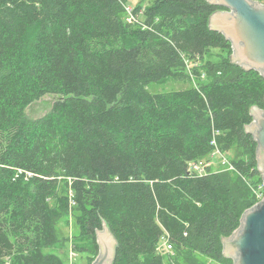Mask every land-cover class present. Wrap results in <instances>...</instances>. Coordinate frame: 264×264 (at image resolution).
I'll use <instances>...</instances> for the list:
<instances>
[{"label": "trees", "instance_id": "trees-1", "mask_svg": "<svg viewBox=\"0 0 264 264\" xmlns=\"http://www.w3.org/2000/svg\"><path fill=\"white\" fill-rule=\"evenodd\" d=\"M126 2L0 0V264H70L54 250L69 215L87 264L104 222L114 264H233L222 239L262 181L247 125L264 108V77L232 62L231 42L209 26L224 7L140 0L142 27L126 20ZM47 94L57 95L50 111L30 118ZM215 149L235 150V170L189 169Z\"/></svg>", "mask_w": 264, "mask_h": 264}, {"label": "water", "instance_id": "water-1", "mask_svg": "<svg viewBox=\"0 0 264 264\" xmlns=\"http://www.w3.org/2000/svg\"><path fill=\"white\" fill-rule=\"evenodd\" d=\"M218 9L209 17L211 29L232 44V62L245 70L261 71L264 77V4L258 0H208ZM253 122L247 131L257 141L258 171L264 184V108L253 106ZM99 254L92 264H114L118 241L106 222L97 231ZM223 254L234 264H264V196L247 209L240 228L223 237Z\"/></svg>", "mask_w": 264, "mask_h": 264}, {"label": "rangeland", "instance_id": "rangeland-1", "mask_svg": "<svg viewBox=\"0 0 264 264\" xmlns=\"http://www.w3.org/2000/svg\"><path fill=\"white\" fill-rule=\"evenodd\" d=\"M140 0H127L125 5L131 6L132 8H136ZM126 10V9H125ZM136 10V9H135ZM143 7L138 10L139 12V19L143 21L142 15H143ZM125 16H127V10L125 11ZM138 15V14H137ZM126 18V17H125ZM221 53L219 49H213L209 55V57L213 60L218 59V55ZM206 75L205 73L202 74V79H205ZM198 85L199 80L195 79L194 77L191 79V81L188 82H182V81H175L172 79H167L164 81L160 82H152L149 86L150 90L153 92L157 91H168L172 89H180L184 87H188L189 85ZM57 95L55 94H47L41 97L39 100H36L32 104H30L27 107V115L30 118H37L48 111L52 108L53 102L56 100ZM235 155V150L227 151L224 153V157L227 159H231L232 156ZM205 160V159H204ZM211 161V169L215 171H233L235 169H232L230 165H227L223 163V157L219 155L218 153H214L213 155H210L206 158V161ZM203 166V162L200 164ZM256 198L258 193H262L264 190V187L262 185V181L255 183L254 185H251ZM58 231H59V237L61 240V245L59 247L54 248V250L57 251L66 261H68L70 264L78 263V264H87L89 262V254L88 253H82L78 254V252L75 249V244L76 242H79V226L77 224L76 218L74 216H70L63 218L59 223H58ZM173 249H170L169 251H162L164 253H169ZM200 259L205 261L207 264H225L222 262H217L214 259L207 258L200 256ZM234 264V262L232 261ZM180 264H181V259H180ZM182 264H185L184 262Z\"/></svg>", "mask_w": 264, "mask_h": 264}, {"label": "built area", "instance_id": "built-area-1", "mask_svg": "<svg viewBox=\"0 0 264 264\" xmlns=\"http://www.w3.org/2000/svg\"><path fill=\"white\" fill-rule=\"evenodd\" d=\"M258 1L261 2L262 4H264V0H258ZM125 9L127 10V16H126L127 21L132 22V23H139L142 27H147V25L140 20L141 18L139 19L140 16H139L138 11H136L134 8H132L131 6H128V5H125ZM214 153H218L219 155H221L223 157V163L230 165V167L232 169H235V166H234L233 162L231 161V159H227L224 157L225 152H222L219 149H215L213 151V154ZM213 154H211V155H213ZM202 162H203V166L200 165L201 162H191L189 169L191 171H198L201 174L204 173L206 171V167L211 166V161H208V160L206 161V159H205ZM262 185L264 187L263 182H262ZM256 194H257V201H259L264 196V190L262 191V193H258L256 191ZM172 248H173L172 245L166 239H163L162 242L160 243L159 247H158V250L160 252H162V251H169Z\"/></svg>", "mask_w": 264, "mask_h": 264}]
</instances>
